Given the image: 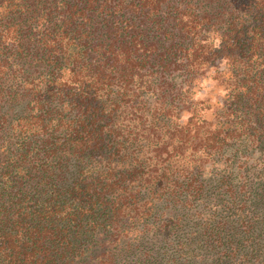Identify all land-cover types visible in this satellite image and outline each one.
<instances>
[{
  "label": "trees",
  "instance_id": "obj_1",
  "mask_svg": "<svg viewBox=\"0 0 264 264\" xmlns=\"http://www.w3.org/2000/svg\"><path fill=\"white\" fill-rule=\"evenodd\" d=\"M243 138L264 0H0V264H264Z\"/></svg>",
  "mask_w": 264,
  "mask_h": 264
},
{
  "label": "rangeland",
  "instance_id": "obj_2",
  "mask_svg": "<svg viewBox=\"0 0 264 264\" xmlns=\"http://www.w3.org/2000/svg\"><path fill=\"white\" fill-rule=\"evenodd\" d=\"M214 75L209 74L208 77ZM176 84H181V79L177 81L175 80ZM194 100L196 101H205L207 102L208 99H211L210 102L215 100V98L220 96V93L214 89L211 83L208 80L200 79L195 83V89L190 94ZM214 105V103H207L205 106L209 108V106ZM211 113V112H210ZM248 138H243L242 141L237 142V145L240 146L241 149V169L244 173V177L241 182L247 185L249 188H252V194L257 196L259 200L260 208L264 209V139L257 142L256 144L252 145ZM231 153L225 154L223 158L217 157L216 163L217 165L214 167H208V171L205 173V178L208 179L212 176L213 173L220 174L223 170H226L227 173L232 172V169H226V165L228 159H231ZM221 165V166H218ZM220 168V169H218ZM218 169V170H217ZM263 219V217L261 218ZM259 229L258 231L263 232L264 230L261 228L263 224H258ZM264 240V232L262 238L260 240L261 244L263 245Z\"/></svg>",
  "mask_w": 264,
  "mask_h": 264
}]
</instances>
